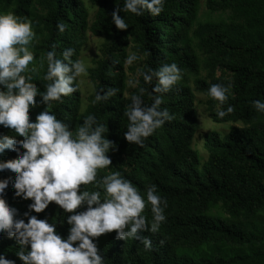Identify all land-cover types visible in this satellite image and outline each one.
Instances as JSON below:
<instances>
[{
  "label": "trees",
  "instance_id": "1",
  "mask_svg": "<svg viewBox=\"0 0 264 264\" xmlns=\"http://www.w3.org/2000/svg\"><path fill=\"white\" fill-rule=\"evenodd\" d=\"M89 1L98 5L92 22L85 0H0V13L11 11L21 19L33 21L38 6L45 11L35 21L41 26L34 47L37 63L53 50V44L57 58H63L64 49L73 48L72 59L76 60L88 43L89 34L105 38L100 58L88 70L94 92L87 97V107L82 109L78 86L62 102L54 101L49 110L72 130L89 114L106 126L105 136L117 148L107 153L112 164L99 169L97 179L119 171L142 195L146 186L155 184L157 193L167 201L166 221L158 231L139 234L151 239V248L146 249L139 239H118L116 230L95 238L105 264H264V112H258L252 103L264 101V0H207L209 10H229L237 21L206 23L196 29L200 0H165L163 11L155 16L147 10L139 16L120 11L118 14L129 25L123 30L112 22L111 13L116 6L123 9L124 0ZM57 22L66 24L63 33L57 29ZM132 47L138 57L134 62L144 59L138 73L175 62L182 70V79L167 92L153 93L155 78L149 83L139 74V84L128 93L125 59ZM197 50L208 59L205 64L211 70L206 78L200 76ZM32 67L30 64L29 68ZM216 67L231 73L232 81L218 77ZM46 69L45 62L36 74L26 73L32 75L31 82L41 91L48 83L43 80ZM74 83L78 84V78ZM213 83L228 87V98L223 104L208 95ZM192 84L208 96L210 117L215 123H243L242 127L231 128L224 137L217 132L205 134L208 158L204 164L192 147L198 119ZM140 87L145 89V104H151L154 95H161L160 108H166L174 117L145 138L143 146L128 142L123 135L128 124L125 106ZM109 88L116 89L115 95L92 103L97 91ZM229 105L234 111L218 117L215 108L226 110ZM44 108L45 105L38 104L29 115L34 120ZM6 134L15 135L0 126V136ZM9 159H16L15 153L5 150L0 154V160ZM14 175L0 172V179H14ZM81 189L96 190L93 184L81 185ZM14 191L10 186L4 199L18 210V218L27 222L23 214L29 211L31 200L16 197ZM100 191L103 198V190ZM218 204L226 217L208 213ZM150 209L151 205L146 203L142 213L149 225ZM30 214L55 222L56 231L62 237L68 235L70 225L66 216L70 213L55 202L43 212ZM18 248L14 238L0 235V254L23 264L15 254Z\"/></svg>",
  "mask_w": 264,
  "mask_h": 264
},
{
  "label": "clouds",
  "instance_id": "2",
  "mask_svg": "<svg viewBox=\"0 0 264 264\" xmlns=\"http://www.w3.org/2000/svg\"><path fill=\"white\" fill-rule=\"evenodd\" d=\"M164 3L165 0H124L123 9L116 6L111 13L112 22L117 29H127L129 25L118 14L120 11L139 16L147 10L155 16L163 11ZM56 27L63 33L66 24L57 22ZM34 37L31 20L21 19L11 11L0 13V126L15 133L0 136V154L9 150L16 155V159L0 160V172L15 174L14 179H0V235L15 239L19 246L15 254L23 264H105L95 238L112 230H116L118 239H139L146 249L151 248V239L139 234L156 232L166 221V199L157 193L155 184L146 186L142 195L119 171L97 179L98 170L112 164L107 153L117 148L114 141L106 138V126L89 114L72 130L49 110L54 101L62 102L64 97L77 91L78 84L74 82L87 73L85 63L72 59L73 48L64 49L63 58H57L53 44V50L40 58L38 66L29 68L34 61V54L29 50ZM137 59L132 53L125 63L131 65ZM45 62L43 80L48 83L41 91L31 82L32 75L26 73L36 74L45 67ZM139 74L145 82L155 78L153 93L167 92L182 79V70L175 62ZM129 84L135 87L139 80ZM144 92L140 87L124 111L128 124L123 135L128 142L140 146L145 138L174 118L166 108H160L161 95H154L152 103L145 104ZM115 93L114 88L100 89L92 103L107 100ZM227 93L228 87L220 83L210 84L208 88V95L221 104L227 100ZM252 103L258 112H264V101ZM38 104L45 108L33 120L29 112ZM233 111L234 107L229 105L226 110L217 108L216 114L223 118ZM89 184L96 190L81 189V185ZM10 186L16 197L31 200L29 211L23 214L27 222L18 218V210L4 199ZM51 202L70 213L66 216L70 225L66 237L56 231L55 222L30 214L43 212ZM146 203L151 205L150 225L142 215ZM0 264H16V261L0 254Z\"/></svg>",
  "mask_w": 264,
  "mask_h": 264
},
{
  "label": "rangeland",
  "instance_id": "3",
  "mask_svg": "<svg viewBox=\"0 0 264 264\" xmlns=\"http://www.w3.org/2000/svg\"><path fill=\"white\" fill-rule=\"evenodd\" d=\"M220 1V0H217ZM85 4L88 7L89 13H90V20L91 22L95 18V14L98 10V5L95 3H91L89 0H85ZM36 19L32 21V28L35 32V37L30 43L29 50L33 52L34 54V61L33 65L38 66L37 63V53L34 49L35 45L38 43L39 40V30H41V26H38V24L35 22L38 17L43 16L45 14V11L41 7H37L36 11L34 12ZM236 18L233 16L232 12L229 10L226 11H211L207 7V0H200V6H199V14L198 19L196 22V25L194 26V29L197 28L198 25H204L206 23H212V24H221V23H232L236 22ZM104 37L94 36L92 34H89V41L85 45L80 60L84 61L85 66L87 68V73L82 74L80 77H78V86L81 91L82 95V109L84 110L87 105V97L94 92V85L92 81L90 80L88 70L89 68L93 67L95 65V62L100 58V48L102 43L104 42ZM194 43H196V39H194ZM135 53V50L133 47L129 50V54ZM200 64H201V74L200 76L203 78H206L208 75V72L211 70L206 66V62H208L207 56L201 53L197 50ZM144 59L137 62H133L131 65L126 64V71L128 75V93L130 90H132V85L129 84V81H135L138 80L139 77V69L143 66ZM215 73L220 78H225L227 81H232V74L228 71L216 67ZM192 88L195 91L196 95V108H197V132L192 144V147L194 150H196L199 153L201 163L204 164L207 161L208 158V147L205 143V134L209 132H217L221 137H224L227 133H229L230 129L233 127H242L243 123L238 122H228L223 124L215 123L211 117H210V110L207 104L208 96L205 94L198 92L195 89V86L192 84ZM128 93L126 94V97H129ZM218 106L215 108V111L217 112ZM210 215H220L222 217H226V213L223 210L221 204L216 205L215 207L211 208L208 212Z\"/></svg>",
  "mask_w": 264,
  "mask_h": 264
}]
</instances>
